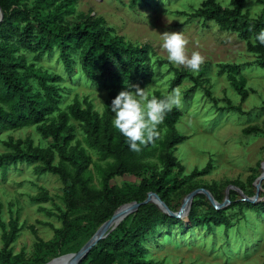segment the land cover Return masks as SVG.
<instances>
[{
	"label": "rangeland",
	"instance_id": "rangeland-1",
	"mask_svg": "<svg viewBox=\"0 0 264 264\" xmlns=\"http://www.w3.org/2000/svg\"><path fill=\"white\" fill-rule=\"evenodd\" d=\"M152 1L150 5L132 8L129 0H76L74 9L76 13L90 12L103 17L110 32L126 42L150 46L153 79L148 86L151 95L156 91L167 94L176 88L182 93L183 106L179 109L182 117L175 129L184 139L172 147L170 153L182 167L180 177L185 178L194 170L198 176L172 195L171 207L179 210L188 190L194 186L216 188L225 197L228 188L233 186L232 182L238 181L254 195L256 180L263 172L264 136L248 137L243 130L256 127L264 132V69L256 64V35L243 40L235 31L221 30L217 22L204 23L200 18H190L207 0ZM230 1L216 0L223 7H228ZM261 8L259 0L245 1L244 10L251 19L259 15ZM165 31H183L188 41V54L199 51L204 55L205 62L198 72L168 61L161 46V34ZM29 63H33L36 70L62 77L60 82L49 83L62 89L64 101L59 105V111L66 112L74 101L84 108L87 100L93 112L103 115L108 106L107 91L94 88L78 68L74 69L71 77L61 66L57 53L29 60ZM227 64L238 66L239 74L246 80L248 97L244 102L228 80ZM175 70L187 73L179 85L173 84ZM199 73H203L199 78L201 86L187 96L186 91L193 86L189 74L195 77ZM29 85L34 93L43 94L35 79ZM206 89L210 90V98L205 95ZM226 101L240 106L243 113L229 111ZM113 115L111 112V119ZM70 125L74 127L75 141L80 142L91 159L87 171L89 187L94 191H90L89 197L83 201L76 202L75 206L67 207L60 179L51 174L35 173L33 168L40 163L9 166L5 174L0 175V220L9 231L10 219L15 218L18 232L8 248L10 257L7 264H46L56 257L77 252L101 226H98L103 202L100 173L107 162L99 158L96 150L88 147L80 123L70 119ZM158 130L160 137L153 145L154 155L143 162L148 167L154 165L159 172L164 155L161 144L168 130L163 126ZM8 140L21 141L23 147L27 141L32 148L47 147L34 126L0 133V155L8 152L3 145ZM54 161L57 163L58 158ZM143 176V173L140 176H116L110 185L121 194H127L138 187ZM260 187L258 202L264 201V180ZM240 193L249 197L242 191H236L233 196L236 201L243 198ZM33 198L40 200L33 201ZM199 200L201 209L210 205L206 198ZM149 204L156 206L153 202ZM156 208L163 213L158 206ZM59 209L67 212L73 221L80 216H88L73 224L74 237L67 236L62 239L64 241L61 240L64 224ZM246 211L247 223L239 217V221H235L237 219L229 215L228 219L233 223L228 229L216 226L212 231L204 227L181 230L174 226L168 232L162 228L143 241L147 250L145 257L159 264H264V211L261 215L251 208ZM183 221L187 222L186 218ZM122 222L125 229H130L136 224V219L129 216ZM2 232L0 228V254ZM0 264H5L1 258Z\"/></svg>",
	"mask_w": 264,
	"mask_h": 264
},
{
	"label": "trees",
	"instance_id": "trees-1",
	"mask_svg": "<svg viewBox=\"0 0 264 264\" xmlns=\"http://www.w3.org/2000/svg\"><path fill=\"white\" fill-rule=\"evenodd\" d=\"M245 1L231 0L228 7H223L216 0H207L190 18H200L204 23L217 22L221 30L235 31L240 39L248 40L264 29V0H259L262 8L255 19L249 18L245 12ZM75 3L76 0H0V133L34 126L47 144L46 148H32L29 141L25 147L21 141L3 142L8 152L0 155V175H4L9 166L40 163L34 166L35 173L51 174L60 179L63 200L67 207L75 206L76 202L89 197L90 191H94L89 187L87 171L91 159L81 148L80 142L75 141L74 127L70 125L72 119L80 123L88 147L96 150L99 158L107 162L100 173L103 202L98 226L110 219L121 205L130 202L141 203L150 192L157 194L171 211L176 212L170 205L172 195L198 176L194 170L189 176L180 177L182 167L170 153V149L184 139L175 129L182 117V111L174 108L160 125L168 130L167 137L161 144L164 148L162 169L158 172L154 165L146 166L143 161L154 155V144L142 147L140 152L131 151L125 138L112 125L109 106L112 99L128 86L139 85L145 88L151 83L152 50L146 44H132L114 36L103 17H96L90 12L76 13ZM152 3V0H129V6L132 8ZM254 50L257 56L256 64L264 69V45L256 41ZM55 53L58 54L61 66L71 77L74 69L78 68V72L90 81L94 88L107 91L108 106L103 115L99 116L93 112L87 100L84 101V108L74 101L66 112L59 111V105L64 101L62 89L49 83L60 82L62 77L36 70L34 64L29 63V60L34 61ZM225 68L228 80L240 96L241 102H244L248 91L245 88V78L239 74V67L227 64ZM189 75L193 86L186 91L187 96L201 86L199 78L203 73L195 77ZM186 76L187 73L175 70L173 84L179 85ZM32 79L37 81L43 94L33 92L29 85ZM204 92L207 97H211L209 89ZM152 95L163 98L165 94L156 91ZM212 101L215 103L214 99ZM226 105L229 111L243 113L240 106H233L230 101H226ZM55 113L57 114L52 117ZM243 133L248 137L264 136V132L256 127L247 128ZM72 143L74 146H71ZM55 158H58L57 163ZM142 173L145 176L141 178L138 187L127 194H121L110 185L116 176H140ZM232 185L249 197L253 196L246 191L243 183L234 181ZM195 188L199 187H190L187 193ZM205 189L217 202L224 200V196L216 188ZM235 192H229L230 204L221 210H215L211 205L201 209L199 199H205V196L197 195L191 204L187 222L161 213L152 204L140 205L129 215L136 219L134 227H123L122 221L125 217L79 264H159L146 259L147 250L143 241L148 235H153L162 228L168 232L174 226H179L181 230L204 227L207 231H212L216 226L228 229L233 223L228 219L229 215L237 219L235 221L240 218L247 223V208L255 210L258 215L263 213L264 201L255 204L236 201L233 197ZM58 211L64 224L61 240L67 236L73 238V224L78 220L87 219L88 216H80L73 221L69 219L67 212L60 209ZM17 227L16 219L11 218L9 231H6L0 220V228L3 231L0 258L5 264L10 257L8 248L16 237Z\"/></svg>",
	"mask_w": 264,
	"mask_h": 264
},
{
	"label": "clouds",
	"instance_id": "clouds-1",
	"mask_svg": "<svg viewBox=\"0 0 264 264\" xmlns=\"http://www.w3.org/2000/svg\"><path fill=\"white\" fill-rule=\"evenodd\" d=\"M161 39V46L166 51L170 63L184 66L194 73L199 71L206 58L199 51L188 54V41L183 31H165L161 34ZM255 40L264 45V29L255 36ZM149 87L130 85L121 90L109 106L110 111L114 113L113 127L125 138L133 152H140L142 147L154 144L160 137L158 129L167 114L174 108L180 109L183 106L179 88L173 89L163 98H157L150 94Z\"/></svg>",
	"mask_w": 264,
	"mask_h": 264
},
{
	"label": "water",
	"instance_id": "water-1",
	"mask_svg": "<svg viewBox=\"0 0 264 264\" xmlns=\"http://www.w3.org/2000/svg\"><path fill=\"white\" fill-rule=\"evenodd\" d=\"M1 12H0V19H1ZM262 174L257 178L256 182V192L252 197H247L243 193H240L243 198L241 199L242 202H247L250 204H255L258 202L259 199V190H260V184L264 180V162L262 163ZM236 190L237 192H241L239 189L231 186L226 191L224 200L222 202H217L212 194L205 188H197L190 193H188L185 198L183 199V202L176 212L171 211L167 205L159 198V196L155 193H148L145 200L141 203L137 202H130L121 205L118 207L114 213L112 214L111 218L105 221L92 235V237L77 251L74 253L65 254L59 257H56L52 259L51 261L47 262L46 264H52L55 261L65 259L64 264H79L86 255L90 252V250L101 240L106 238V236L113 231L118 224L129 214L134 213L140 205H146L150 202H153L162 210V212L170 217H173L178 220H183L184 218H187V215L189 213L191 204L193 202V199L199 195L202 194L205 196V198L208 200L209 204L215 209V210H221L225 207H227L230 204L229 200V190Z\"/></svg>",
	"mask_w": 264,
	"mask_h": 264
},
{
	"label": "bare ground",
	"instance_id": "bare-ground-1",
	"mask_svg": "<svg viewBox=\"0 0 264 264\" xmlns=\"http://www.w3.org/2000/svg\"><path fill=\"white\" fill-rule=\"evenodd\" d=\"M64 262H65V259L63 258L62 260L55 261L52 264H64Z\"/></svg>",
	"mask_w": 264,
	"mask_h": 264
}]
</instances>
